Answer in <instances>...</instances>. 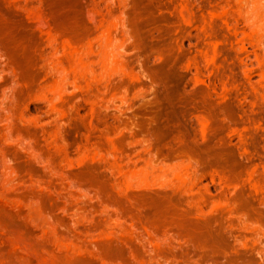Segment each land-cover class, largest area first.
<instances>
[{
    "label": "rangeland",
    "instance_id": "1",
    "mask_svg": "<svg viewBox=\"0 0 264 264\" xmlns=\"http://www.w3.org/2000/svg\"><path fill=\"white\" fill-rule=\"evenodd\" d=\"M39 262L264 264V0H0V264Z\"/></svg>",
    "mask_w": 264,
    "mask_h": 264
},
{
    "label": "bare ground",
    "instance_id": "2",
    "mask_svg": "<svg viewBox=\"0 0 264 264\" xmlns=\"http://www.w3.org/2000/svg\"><path fill=\"white\" fill-rule=\"evenodd\" d=\"M82 69V68H81ZM84 69V68H83ZM23 260V259H22ZM46 262V261H45ZM51 262V261H50ZM41 262H39V264H40ZM43 264V263H42ZM46 264V263H45ZM48 264V263H47ZM52 264V263H51Z\"/></svg>",
    "mask_w": 264,
    "mask_h": 264
}]
</instances>
